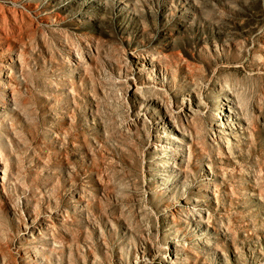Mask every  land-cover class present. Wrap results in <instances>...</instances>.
<instances>
[{"label":"rangeland","instance_id":"1","mask_svg":"<svg viewBox=\"0 0 264 264\" xmlns=\"http://www.w3.org/2000/svg\"><path fill=\"white\" fill-rule=\"evenodd\" d=\"M0 264H264V0H0Z\"/></svg>","mask_w":264,"mask_h":264},{"label":"bare ground","instance_id":"2","mask_svg":"<svg viewBox=\"0 0 264 264\" xmlns=\"http://www.w3.org/2000/svg\"><path fill=\"white\" fill-rule=\"evenodd\" d=\"M228 112H229V114L233 115L232 112H230V111H228ZM232 119L235 120L236 118L232 117ZM225 120H226V121H231V118H230L229 116H227V117L225 118Z\"/></svg>","mask_w":264,"mask_h":264}]
</instances>
